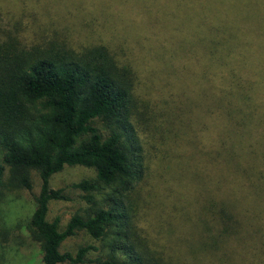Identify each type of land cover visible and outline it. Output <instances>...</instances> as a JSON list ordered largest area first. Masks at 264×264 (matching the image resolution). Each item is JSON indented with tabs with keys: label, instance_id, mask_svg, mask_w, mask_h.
<instances>
[{
	"label": "rangeland",
	"instance_id": "obj_1",
	"mask_svg": "<svg viewBox=\"0 0 264 264\" xmlns=\"http://www.w3.org/2000/svg\"><path fill=\"white\" fill-rule=\"evenodd\" d=\"M218 20L240 24L236 35L248 43L254 40L251 50H264L258 46L264 44V0H0V40L10 35L21 48L52 39L75 49L104 44L132 66L137 107L144 114L135 118V126L146 171L126 206L137 233L133 243L142 241L165 264H264L263 231H255L253 244L231 240L220 251L205 241L207 232H212V216L206 209L218 178L222 195L228 191L227 195L246 196L238 214L241 235L254 226L249 215L255 202L248 201L251 188L231 177L227 182L228 171L220 173L223 156L216 159L212 151L220 129L214 115L202 118V110H215L213 94H222L223 86L196 41L216 34L213 25ZM229 34L234 32H223ZM32 177L30 192L11 185L4 167L0 264H40L38 246L28 230L39 189L37 175ZM93 179L94 170L81 166L65 167L53 176L52 188L62 189L68 200L50 202L48 221L59 218L63 231L73 215L86 214L89 205L82 198L84 193L72 186ZM253 193L258 198L260 192ZM110 198L119 202L110 189L95 194L99 204H111ZM110 244L116 246L117 240L96 241L79 231L62 243L60 251L75 254L94 246L96 250L81 263L93 264L88 260L112 252Z\"/></svg>",
	"mask_w": 264,
	"mask_h": 264
},
{
	"label": "trees",
	"instance_id": "obj_2",
	"mask_svg": "<svg viewBox=\"0 0 264 264\" xmlns=\"http://www.w3.org/2000/svg\"><path fill=\"white\" fill-rule=\"evenodd\" d=\"M231 23L235 24L218 20L213 25L216 34L196 41L223 86L222 94H213L215 110L201 112L202 118L214 115L220 129L212 146L216 159L223 156L220 173L228 171L227 182L231 177L251 188L248 201L255 202L249 215L256 228L241 235L238 214L246 196L227 195L228 191L222 195L221 179H215L206 209L212 232L206 231L205 241L216 251L231 240L253 244L255 231L264 232V50H251L254 40L245 42L236 35L241 25ZM225 31L234 34L223 35ZM258 46L264 49V44ZM135 80L130 63L104 44L75 49L52 39L21 48L10 35L0 40V178L6 167L9 183L31 192L32 174L37 175L39 189L28 230L38 246L40 264L84 263L96 247H82L75 254L60 251L79 231L96 241L117 240L116 246L110 244L111 253L90 263L165 264L142 241L133 243L137 233L126 206L146 171L135 126V118H144L137 107ZM74 166L94 170L95 179L72 186L84 193L89 208L84 215H73L61 231L59 218L47 219L49 204L68 197L52 188L51 178ZM105 188L118 196L119 204L114 198L111 204L95 201V194ZM253 192H260L258 198Z\"/></svg>",
	"mask_w": 264,
	"mask_h": 264
}]
</instances>
